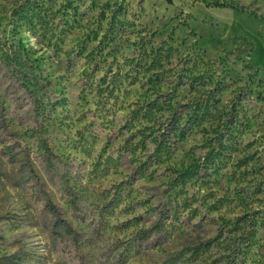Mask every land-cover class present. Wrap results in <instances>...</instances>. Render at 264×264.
Here are the masks:
<instances>
[{"label":"rangeland","instance_id":"1","mask_svg":"<svg viewBox=\"0 0 264 264\" xmlns=\"http://www.w3.org/2000/svg\"><path fill=\"white\" fill-rule=\"evenodd\" d=\"M219 3L0 0V264H264L194 250L264 218V0Z\"/></svg>","mask_w":264,"mask_h":264},{"label":"trees","instance_id":"2","mask_svg":"<svg viewBox=\"0 0 264 264\" xmlns=\"http://www.w3.org/2000/svg\"><path fill=\"white\" fill-rule=\"evenodd\" d=\"M206 6L218 7V6H223V5L221 3H218V2H211L209 4H206ZM168 100L170 101L171 98H169ZM198 105L199 104L197 102H195L194 104L178 103V102L174 103V107L177 108V113L173 117V119L170 121V124L168 125V126H170L169 130L167 132H165V130H163L162 132H157L156 135L153 138H151V140H150V143L153 145V149H152V153H151L152 155H154V153L157 152L161 148H164L165 150L169 151L176 142H179L184 138V136H185L184 131L191 128L192 126H194V123L192 122L187 127L185 125H181V123H180L181 114L185 113L184 112L185 109H189L190 113L188 115L194 116L195 115L194 113L197 111L196 108L198 107ZM176 131L178 134H175ZM151 154L148 158H151ZM152 161L156 162V159L154 158ZM190 168H191V165H189L188 167H186L183 170L177 171L178 176L186 174L185 179H187V180L196 176L198 174L197 169L195 167L193 168V170ZM50 212L52 214L54 213L52 207L50 208ZM263 219L264 218L257 219L256 217H254L252 215H247V214L239 216L234 220L232 225H228L227 227L225 225L220 226L213 239L200 242L194 248V250L196 249L200 252H204L207 249H209V247L211 246L213 241H217L218 239H221V238L225 240V238L223 236L225 235V233H230V231H231L230 229L232 228L233 225L238 227L237 225L241 224L242 228L244 230H246L242 233L243 235H248V234L253 235L255 233L256 227L260 224V222ZM236 229H240V228H236ZM239 245H247L248 246L249 244L248 243L244 244V242H238L237 245L233 244V246H235V247H238ZM231 252H232V250H231ZM237 259H238V256L234 253V256H232V262H234Z\"/></svg>","mask_w":264,"mask_h":264},{"label":"crops","instance_id":"3","mask_svg":"<svg viewBox=\"0 0 264 264\" xmlns=\"http://www.w3.org/2000/svg\"><path fill=\"white\" fill-rule=\"evenodd\" d=\"M183 2H189V3H193L194 5H199V4H202V5H206V4H209L211 2H220V0H172V3H182Z\"/></svg>","mask_w":264,"mask_h":264},{"label":"water","instance_id":"4","mask_svg":"<svg viewBox=\"0 0 264 264\" xmlns=\"http://www.w3.org/2000/svg\"><path fill=\"white\" fill-rule=\"evenodd\" d=\"M166 3L170 4L172 3V0H164Z\"/></svg>","mask_w":264,"mask_h":264}]
</instances>
